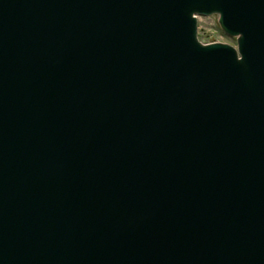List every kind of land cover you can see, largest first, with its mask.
<instances>
[{"label":"water","instance_id":"1","mask_svg":"<svg viewBox=\"0 0 264 264\" xmlns=\"http://www.w3.org/2000/svg\"><path fill=\"white\" fill-rule=\"evenodd\" d=\"M215 11L221 13L220 23L227 32L240 34L241 59L229 44L203 46L197 41L193 13ZM191 79L194 82L187 84ZM172 95L176 99L163 104ZM158 103L161 108L155 109ZM131 106L147 119L139 118L138 126L146 123L148 129L131 144L117 138L106 148L109 154H126L121 170L127 166V171L138 167L141 171L131 191L138 204L134 213L125 208L128 213L113 215L116 202L107 200L111 212L106 225H120L108 231L89 223L87 210H92L90 203L99 205L100 187L107 180L92 189L86 178L78 193L84 198L77 201L78 210L84 212L79 220L64 213L70 203L65 188L29 201L24 209L30 218L24 210H13V223L22 224L33 237L21 238L15 225L3 221L2 210L11 204L2 198L19 200L30 192L13 175L24 174L25 159L37 154L36 147L26 143L95 111L122 112ZM248 109L250 116L264 119V0H0V264H117L113 246L118 242H122L119 257L125 249H139L140 262H132L126 252L122 264H264V175L261 171L249 178L243 173L253 165L257 148L245 143L243 178L241 183L233 180L242 157L231 128L235 122L239 134L241 126L249 130L251 124L244 123L250 116L235 121ZM136 121L133 118L129 124ZM259 124L253 131L264 141V122ZM165 128L175 137L200 135L202 141L213 143L206 149L215 147L223 157L213 165L208 160L196 166L201 171L195 183V177L187 178L188 162L194 164L203 153L195 145L186 146L185 138L175 148ZM14 140L22 149H11L8 144ZM52 146L66 150L57 139ZM99 147L97 152L103 153ZM207 154L215 155L210 150ZM168 155L180 160L169 161ZM62 160L80 173L86 170ZM226 160L233 163L230 173L221 166ZM257 167L264 170V155ZM173 171L175 180L168 178L169 184L160 185L163 175ZM48 175L63 182L79 180L78 174L72 180L66 171ZM212 175L226 181L215 188ZM242 185L250 198L239 209V219L230 221L234 204L224 198L240 202L245 197ZM166 189L174 198L160 205L163 194H157ZM123 216L128 217L127 224L120 219ZM134 225L138 243L132 240ZM221 225L228 228L215 232ZM62 228L70 229V240L54 258L43 251L34 263L26 257L38 234L45 235L43 245L52 239L63 242L58 233ZM225 235L239 245L237 256L230 257L237 244H224Z\"/></svg>","mask_w":264,"mask_h":264},{"label":"rangeland","instance_id":"2","mask_svg":"<svg viewBox=\"0 0 264 264\" xmlns=\"http://www.w3.org/2000/svg\"><path fill=\"white\" fill-rule=\"evenodd\" d=\"M200 35L205 40H218L236 45V38L227 35L218 22V15L202 17L199 21Z\"/></svg>","mask_w":264,"mask_h":264}]
</instances>
